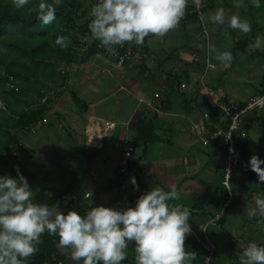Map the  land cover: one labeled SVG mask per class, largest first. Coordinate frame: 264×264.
Listing matches in <instances>:
<instances>
[{
	"label": "crops",
	"instance_id": "crops-1",
	"mask_svg": "<svg viewBox=\"0 0 264 264\" xmlns=\"http://www.w3.org/2000/svg\"><path fill=\"white\" fill-rule=\"evenodd\" d=\"M202 2L206 5L204 19L209 26L208 39L202 33L195 5L192 4L180 26L164 38L150 35L145 38L143 45L126 43L123 46L134 50L133 68L118 66L115 56L96 54L87 58L84 46L75 48L78 58L64 83L61 80L57 84L51 83L46 76H42L37 83L44 85L43 93L50 95L46 123L37 135H33L36 139L30 140V144L27 143V147L24 144L21 149L27 153V158L30 157L29 161L24 159L30 172L36 169L32 159L35 163H42L43 159L42 165L46 168H49L50 163L57 167L58 173L51 179L54 186L43 188L50 191L49 194L44 193L48 198L47 204H50L56 191H61L72 180V174H76L79 183L73 190L81 201L85 195L90 194L86 198L89 205L123 209L137 188L132 185L120 189L123 178L119 173V162L123 145L128 143L133 146L135 151L129 164L130 172L136 182L145 186L138 193H146L153 187L169 191L175 186L181 198L170 203L182 204L191 210L189 223L195 232L188 235L186 242L189 243L185 242V245L186 250L197 253L193 264H200L198 260L202 254L200 239L203 229L208 225V232L213 230L211 228L214 226L209 223L220 213L219 206L223 200L226 204L230 196L224 185L225 167L223 171L220 169L221 148L225 145L222 132L228 122L219 110L212 107V101L228 100L235 104L250 101L258 94L257 91L250 99L245 98L239 102L232 101L223 91L228 88L229 77L230 89L252 88L257 68V60L254 59L257 58L259 62L264 60V51L252 47L257 35L263 36L264 26L260 25L264 23V0H260L258 8L252 5L251 0H243L240 8L234 7L237 0ZM96 3L97 0L86 3L88 13L81 24H89V12ZM219 8H224L226 17L238 15L242 20L247 19L252 25V31L243 34L232 30L227 22L224 25L214 24L211 15ZM88 36L81 40L89 46L96 39ZM209 41L221 51L232 52L235 64L225 68L217 61L214 54L207 51ZM254 53H258L255 55L257 57L249 58ZM196 56H199V61L194 60ZM64 67L65 63L60 62L59 69ZM263 74L264 68L258 81L259 89ZM30 77L33 83L38 82V76ZM177 77L181 83L179 88L175 85ZM46 81L47 84H44ZM206 114H209L208 118ZM262 114L252 115L249 119L255 121L259 128H253L254 125L244 121L243 140L249 142L248 150L252 156L259 155L257 145L264 141V116L260 118ZM142 121L146 122L145 132L139 131L138 123ZM248 126L253 128L254 140ZM22 133L19 132L20 135ZM39 135L42 136L40 139L37 138ZM38 153L45 156L37 159ZM234 175L235 178L230 181L232 195L236 196L240 204L251 190L250 186L258 184L242 185L240 179L244 175L243 170L236 168ZM120 178L122 185L119 184ZM108 187L112 193L103 192ZM262 190L264 187L252 190L248 198L254 202L253 197L263 195ZM201 198L205 200L203 210L198 207ZM63 199L66 200L65 197ZM241 206L240 210V207H233L226 215L224 226L228 224V219H233V222L229 225L230 232L225 242L218 237V248L235 245V253L231 257L240 255L249 243L264 246V239L257 242L249 233L247 215L244 206ZM53 207L58 208V204ZM60 211H68L65 201ZM258 222L264 233V217H259ZM231 233H236L237 237H232ZM62 249L65 248L59 246L62 254L68 253L67 263L71 259V250L62 252ZM127 251V258L135 260V246L130 245Z\"/></svg>",
	"mask_w": 264,
	"mask_h": 264
},
{
	"label": "clouds",
	"instance_id": "clouds-1",
	"mask_svg": "<svg viewBox=\"0 0 264 264\" xmlns=\"http://www.w3.org/2000/svg\"><path fill=\"white\" fill-rule=\"evenodd\" d=\"M30 3L31 0H11L17 10ZM251 3L260 7V0H251ZM192 4L197 10L204 6L202 0H98L90 9L88 28L100 46L113 54L116 46L123 47L126 43L140 46L150 35L164 38L180 26ZM242 6L243 0L234 3L236 8ZM28 11L36 13L42 26L56 20V6L46 0H40L38 6ZM211 21L217 25L227 22L228 27L243 34L252 31L247 19L242 20L238 15L226 17L224 8L217 9ZM224 34L227 36V31ZM70 43L68 37L56 38V44L62 48ZM252 47L264 51V36L257 35ZM206 48L225 68L233 63L232 52L221 51L211 41ZM258 102L264 104V101ZM261 165L264 160L251 156L250 169L264 183ZM14 168L17 177L0 176V264H27L43 243L45 232L58 235L59 246L70 249L71 260L82 264H121L127 258L130 245L135 246V264H193L197 259V253L186 250L185 245L192 232L191 210L182 204L170 203L181 198L175 186L169 191L153 187L138 198L135 207L95 206L85 215L77 211L64 214L47 203L35 202L29 182L18 165ZM227 173L226 189L231 192L230 172ZM131 183L138 189L135 177ZM253 200L254 206L247 208L246 215L264 217V195L257 194ZM239 262L264 264V246L249 243L239 255Z\"/></svg>",
	"mask_w": 264,
	"mask_h": 264
},
{
	"label": "trees",
	"instance_id": "trees-1",
	"mask_svg": "<svg viewBox=\"0 0 264 264\" xmlns=\"http://www.w3.org/2000/svg\"><path fill=\"white\" fill-rule=\"evenodd\" d=\"M88 1L89 0H46L48 3L55 4V21L58 23L55 24L53 22L48 26H42L36 19V13L28 11V9L38 6L40 0L31 1L26 8L20 10H17L12 6L11 0H0V99L3 101L5 107H0V176L8 174L11 177H17V172L14 166L18 165L20 173L26 179L33 178L34 174L29 171L26 163L18 159L15 153L23 148V138L19 132H24L26 128L35 126L41 119H45L49 110L48 105L51 101L48 99L50 98V95L43 93L44 85L41 84L37 87V83H39L41 77H49L51 83L54 84H57L60 80L64 83L67 75L71 73V66L78 58L77 52L75 53V48L84 46V49H86L87 52V58L96 54L104 57L115 56L110 53H102L103 50H100L98 47L100 41L97 39L93 40L94 42L89 46L81 40L82 37L84 38L88 35L92 36L91 32L87 30L89 24H81L82 19L85 18L88 13V8L85 6ZM88 22L90 23L91 20ZM14 27L17 28L13 36L14 38L6 40L11 37L12 29ZM59 36L68 37L71 43L66 48L58 46L56 44V38ZM28 43H31L30 50L27 46ZM134 59L135 56L133 58L132 67H129L127 63L120 67L133 68L135 66ZM116 60L118 65V57H116ZM60 62L65 63L64 69H59ZM202 64L204 65L205 63L202 62ZM39 72H42V74L40 75ZM31 75L38 76V82L33 83L32 77H30ZM175 79V85L179 88L181 85L180 78L177 77ZM34 89H36V91H34ZM256 93H258L257 95L264 94V74L262 76L261 87ZM45 97L47 99L45 104L40 105L39 103H41V100ZM74 98L79 100L76 95H74ZM224 101L229 102L228 100ZM263 116L264 112L260 115V118H263ZM138 127L140 132H145L146 122L142 121L138 123ZM227 127L228 126H226L224 130H226ZM248 128H250V126H248L247 129ZM246 137L247 136H245V138ZM243 141L244 140L241 139L238 142L242 157L237 165V170H243L244 172L240 182L242 180V185L248 183L260 184L261 182H259L257 174L253 172L249 166V161L252 156L248 150L250 144L248 141ZM258 157L261 160H264V154L259 153ZM225 159L226 145H223L220 158L221 171H223L226 166ZM132 160L133 158L131 161ZM129 170L131 171V165ZM71 178L72 180L68 181L61 191L55 192L49 206L53 207L58 204V209H60L65 201L68 211H77L81 215H85L92 207L99 206L98 204L93 206L87 204L86 198H89L86 197L87 195H85V198L81 201L73 190L76 187V184L79 183L77 179L78 177L76 174H72ZM121 178H123L122 175ZM121 178L119 184L121 183ZM236 183L239 184L238 182ZM137 184L138 189L135 190L133 196L130 197V200L125 203L124 208L135 207L136 201L139 198V189H145V186H143L142 183L137 182ZM234 186L236 185L234 184ZM43 191V195L49 194L50 192L44 189ZM103 192L112 193L110 187H108V189L104 188ZM64 197L66 200L63 199ZM203 201L205 200L202 199L198 205L199 210H203ZM224 203L225 200L220 204V209ZM237 204L238 199L235 196L227 207L224 216L218 221V223H216V226L213 224L210 226L217 228L224 226L223 223L225 222L227 213ZM67 212L63 213L67 214ZM211 216L213 215L211 214ZM210 233L211 231L208 232L207 228L206 235L209 236L216 246L213 264H219L218 243L213 240ZM203 238V235H201V240ZM42 240L43 243L38 246L37 253L28 259L27 264H48L57 253L59 254L58 261L55 262V264H63L69 258L68 253L62 254L59 250L58 235L53 236L45 232L42 236ZM186 243L189 242L187 241ZM234 248V244L229 246L230 254L235 253ZM242 252L243 250H241V254ZM201 253L198 261L200 264H203L204 256L206 254L203 246ZM232 259L234 261L231 264H240L239 255L232 257ZM121 264H135V260L126 258Z\"/></svg>",
	"mask_w": 264,
	"mask_h": 264
},
{
	"label": "built area",
	"instance_id": "built-area-1",
	"mask_svg": "<svg viewBox=\"0 0 264 264\" xmlns=\"http://www.w3.org/2000/svg\"><path fill=\"white\" fill-rule=\"evenodd\" d=\"M203 3V2H202ZM203 8L197 10L195 9L196 18L198 21V24L200 25V28L202 30V33L205 35V32H207V39L209 38V26L204 19L205 9L206 5L203 3ZM99 49L103 50L102 53L108 54L109 52L106 51L103 47L99 44ZM116 57H118L119 62L118 66H123V64L127 63L129 67H132L134 53L132 48L130 47H118L116 46L115 52L113 53ZM196 61H199V56L195 57ZM204 81V76L202 78V82ZM204 85V84H203ZM46 97L41 100L42 104H45ZM258 101H264V94L262 95H255L250 101H248L246 104H235L231 102H225V101H212V107L219 110L223 117L228 122V127L226 130L222 132L223 142L226 145V159H225V179H224V185H226V180L228 177V173L230 172V181H232L235 178L234 171L237 168V165L239 164L242 152L240 147L238 146V142L243 139L244 136V118L250 117L254 114H258L260 112L264 111V104L258 102ZM0 107L5 108L3 101L0 99ZM206 118L209 117V114L205 115ZM42 123L41 121L38 122L35 126L28 127L24 130V132H29L31 134H36L38 130L41 128ZM246 136V133H245ZM230 149L232 151H230ZM135 151V148L128 143L123 145V154L121 156V160L119 162V173L122 175L124 182L123 185L120 187V189H127L133 184L131 183V178L133 175L131 174L129 170V164L131 159L133 158V153ZM231 183V182H230ZM232 190L229 192L230 196L227 199V203L224 204L221 209L219 210L220 213L212 219V221L209 224H216L218 221L224 216L226 213L228 205L231 203L233 195ZM144 194L143 192L138 193L139 197ZM90 194H87L86 197H89ZM207 226L203 229V239H200V242L202 243V246L205 249V256L203 260V264H213L215 259V252H216V246L213 243V241L209 238L207 233ZM58 253L54 255L52 261L48 262V264H55V262L58 261Z\"/></svg>",
	"mask_w": 264,
	"mask_h": 264
},
{
	"label": "rangeland",
	"instance_id": "rangeland-1",
	"mask_svg": "<svg viewBox=\"0 0 264 264\" xmlns=\"http://www.w3.org/2000/svg\"><path fill=\"white\" fill-rule=\"evenodd\" d=\"M31 1H34V0H31ZM54 23L57 24L58 22L54 21ZM263 26H264V23H261L260 27H263ZM16 29H17L16 27H14L12 29L11 37L7 38L6 40H10V39L14 38L13 36H14V33H15ZM263 36H264V32H263ZM15 37L17 38L16 35H15ZM30 45H31V43L27 44L29 50L31 49ZM257 54L258 53L250 54L249 58H255V57H257V56H255ZM256 60H257V62H256L255 65L257 66V68H256V73H254V76H256V78L253 80V82L251 84L252 88H250V86H249V88H246V89H236V88L230 89L229 88L230 77H229L228 88L225 89L223 92L225 93V95H228L232 101L239 102V101H241L242 99H245V98L250 99L252 97V94H254L255 91H257L259 89L258 81H259L260 75L262 73V70L264 68V60H261L259 62L258 59L255 58L254 61H256ZM244 68H245V70H247V66L246 65L244 66ZM39 74L41 75L42 72H39ZM244 74H245V72H244ZM44 84H47V81ZM39 86H40V84H38V87ZM240 93H242V94H240ZM39 104L43 105L42 103H39ZM249 119H251V118L250 117H246V118H244V121L247 122L250 125L251 124L254 125L253 128H256V127L259 128L258 124L255 121L252 120V122H251ZM40 121L42 123V126H44L45 123H46V119H41ZM253 128L250 126L249 130H250V135H251V137H253V140H254V135H253L254 131H252ZM37 134H31V133L26 132V131L23 132L21 134V136L23 138V146L25 144L26 147H27V143H29L30 140L34 141V139H36V138H34L33 135H37ZM41 137H42L41 135L37 136L38 139H40ZM262 138L263 137H261L260 139H262ZM41 141H39V142H41ZM257 149H258L259 153L264 154V141H262L259 145H257ZM15 155L18 157V159H20L23 162H24V159H27V161H29V159H30V157L27 158V153H25L24 150H21L20 152H16ZM44 156H45V154L42 155V154L38 153L36 158L40 159V158H43ZM31 161L36 166V169L32 170L31 172H33L36 175H38V177L36 175H33L34 178H27V181L29 182V185H30L32 191L35 193V196H34L35 202L43 204V203H46V200L48 199L46 196L43 195V188L44 187H48V186L49 187L50 186H54L51 183V179H52V177H55L56 173H58L57 167L54 164L50 163V162H49L50 163L49 168L44 167L42 165V164H44V160L43 159H42V163H40V162H38V163L36 162L35 163L34 159H32ZM45 163H48V161L45 160ZM4 175H8V174H4ZM41 176L44 177V179L41 178ZM13 178H15V177H13ZM48 179L50 181H47ZM263 187H264V185L262 183L258 184L257 186L256 185L250 186L251 190L249 192H247L246 198L243 199V201L240 204L236 205L235 207L236 208L240 207L238 209V210H240L242 208L241 205H243L244 206V211L246 212L247 208H251V207L254 206V202L252 200H250V198H248V197H250L251 191L252 190L255 191L257 189H263ZM262 194L264 195V191L263 190H262ZM118 195H122V193L118 194ZM242 211H243V209H242ZM246 219L248 221L247 229H248L249 233L252 236H254V238H255V240L257 242H260L261 240H263L264 239V233L261 231V228L259 227V222H258L259 221V216L255 217V218H250V217L246 216ZM232 222H233V219H228V224L226 226H224V228L222 230H221V228H217V227L212 228L213 230H211L210 235H211V237L213 238V240L215 242H217L219 244L218 237H219V240L223 239L224 242H225V240L227 238V235L230 232L229 225H230V223L232 224ZM234 223H236V221H234ZM191 229H192V231L195 232V230L193 228H191ZM230 235L232 237H237L236 233H231ZM63 251H66V248L62 249V252ZM64 253H66V252H64ZM128 253L129 252L127 251V255H128ZM70 260L67 263L65 261L63 264H82V261H80V262H74L73 261V263H71L72 260L71 261ZM233 261L234 260L231 257V254H230L228 246L226 245L225 248L220 246L218 248V262H219V264H231V263H233Z\"/></svg>",
	"mask_w": 264,
	"mask_h": 264
}]
</instances>
